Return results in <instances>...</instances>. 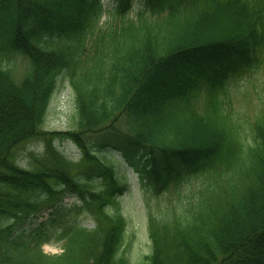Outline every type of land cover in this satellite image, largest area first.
<instances>
[{
	"label": "trees",
	"instance_id": "1",
	"mask_svg": "<svg viewBox=\"0 0 264 264\" xmlns=\"http://www.w3.org/2000/svg\"><path fill=\"white\" fill-rule=\"evenodd\" d=\"M132 2L119 0L120 22L95 32L101 0H0V264H129L128 185L106 151L137 164L156 193L205 177L198 195L150 216L152 252L139 264H264V113L247 142L224 96L263 61L264 0H142L128 18ZM15 54L28 60L20 78ZM67 72L74 126L55 132L78 144L84 169L73 173L50 140L45 159L23 167L16 149L51 133ZM68 196L81 205L67 208ZM55 233L63 251L46 253Z\"/></svg>",
	"mask_w": 264,
	"mask_h": 264
},
{
	"label": "rangeland",
	"instance_id": "2",
	"mask_svg": "<svg viewBox=\"0 0 264 264\" xmlns=\"http://www.w3.org/2000/svg\"><path fill=\"white\" fill-rule=\"evenodd\" d=\"M132 1L130 10L126 12L128 18L135 17L142 2V0ZM101 4L102 9L97 17L95 32L99 29H106L111 23L121 20V15L117 13L119 0H101ZM260 58L263 59L260 66L253 68L237 79H230L225 87L224 96H226L227 106L235 120L239 122L242 135L247 142L252 140L256 117L264 113V54ZM27 66L28 60L25 57L20 54L12 56L11 67L18 78L22 77ZM74 113L75 91L67 72L59 79L47 112L43 130L51 131V133H41L19 145L15 152L18 163L26 168L37 167L47 156L46 143L50 140L52 146L57 148L72 163L73 173L83 170L84 161H81L83 156L81 148L71 138H66L63 133H56L73 129ZM99 157L103 158L105 162L113 163L119 177L128 185V190L120 198L122 213L127 219L126 255L129 264H139L143 257L152 252V240L149 231L150 216L165 217L177 205L186 201L189 195H198L194 191L205 182V177L199 176L200 173L198 172L185 175L180 184L173 183L167 189L156 193L147 180L141 176L137 164L126 162L119 152H101ZM100 182L101 180L97 179L96 188L98 189L102 188L99 185ZM64 203L67 208L81 205L74 196L66 197ZM49 218V212H44L30 223L29 230ZM82 218H84L82 225L94 226V221L88 213H85ZM63 223H49L47 227L51 231L52 229L59 230ZM63 243L64 240L59 238L58 233H55L48 238L47 242L43 243L42 248L46 253L59 254L63 251Z\"/></svg>",
	"mask_w": 264,
	"mask_h": 264
}]
</instances>
